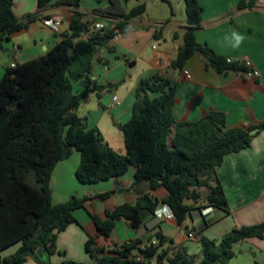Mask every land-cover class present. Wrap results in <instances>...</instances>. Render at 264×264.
Segmentation results:
<instances>
[{"label":"trees","instance_id":"1","mask_svg":"<svg viewBox=\"0 0 264 264\" xmlns=\"http://www.w3.org/2000/svg\"><path fill=\"white\" fill-rule=\"evenodd\" d=\"M37 0V12L19 20L13 13L14 0H0V49L10 36L41 19L39 11L47 6H68L74 11L80 0ZM139 2V0H136ZM166 2L165 0H160ZM256 0H239L237 10L253 9ZM186 26L181 45L169 70L179 72L186 61L200 53L206 65L217 72L231 71L246 75L241 62H227L211 48L198 44L194 33L200 27L202 8L198 0H183ZM138 3L122 15L114 30L88 32L87 22L73 12L69 32L44 55L8 67L0 78V251L18 244L0 264H24L45 249L49 256L57 252V234L75 222L74 212L85 207L92 197L72 196L52 204L50 178L57 163L74 149L79 162L74 171L81 184L110 180L134 168L133 183H147L150 192L163 189L166 198L157 200L150 193L140 195L133 204L123 203L104 211V217L91 215L98 234L108 238L118 219L131 229L142 224L141 212L153 215L160 203L169 208L177 225L183 224L191 211L215 208L228 213L223 189L215 168L224 158L249 146L254 135L264 131V121L246 129L227 128L223 113L211 111L194 122H177L172 118L174 86L170 80L154 73L139 80L128 121L118 124L123 136L124 153L111 149L96 128H87L86 119L76 110L90 91L99 96L106 87L90 80L93 60L102 49L114 51L111 40L127 31V22L145 13ZM156 38V36H154ZM179 37L177 32L173 39ZM78 84L82 90L74 92ZM143 93V96L141 95ZM173 129V136L168 137ZM112 192L95 195L106 199ZM204 220V218H203ZM209 225L203 221L202 228ZM199 235L201 231H198ZM264 221L231 229L219 242L200 235V260L179 248L167 257L161 251L172 240L157 234V242L140 248L139 240L98 247L92 237L84 243L90 264H148L153 258L167 264H226L232 246L249 238L263 239ZM138 250V254L134 251ZM160 252V253H159ZM60 264H84L64 260Z\"/></svg>","mask_w":264,"mask_h":264},{"label":"crops","instance_id":"2","mask_svg":"<svg viewBox=\"0 0 264 264\" xmlns=\"http://www.w3.org/2000/svg\"><path fill=\"white\" fill-rule=\"evenodd\" d=\"M55 1L58 0H52L50 4ZM99 1L80 0L79 8L75 11L68 6L50 5L41 9V19L29 24L25 30L13 33L9 40L2 43L0 78L6 68L47 53L69 32L73 12L78 13L81 21L87 22L88 26L99 22L105 30H114L115 24L120 22L122 15L127 12L122 4L123 0H108V3L101 0V5H97ZM165 1L171 4L170 0ZM198 1L202 12L200 27L194 33L196 42L208 46L216 55L226 59L248 60L258 75L249 77L247 74L240 75L231 71L217 72L206 65L198 52L186 61L181 71H170V63L181 45L185 19L180 22L163 19L164 24L170 27L168 39L160 31L148 28H162L163 25L158 19L148 16L145 10L143 15L127 22L125 33L118 34L111 40L113 52L117 58H122L123 62L110 65L99 52L98 56L102 61L93 60L91 63L90 80L93 84L106 87L100 93V104L103 110L111 112L112 123L118 125L129 120L139 80L154 73L169 79L174 86L172 118L175 123L198 121L211 111L224 114L227 128L246 129L264 121V0H256L253 9L244 10H237L239 0ZM34 12H37V0H14L13 13L17 19L21 20L24 15ZM46 21L57 23V26L53 28L47 25ZM174 32L179 35L177 39L172 38ZM236 36L241 37L239 42ZM138 62L140 70L130 76L127 69L134 67ZM99 69L104 73L96 75ZM116 69L119 70L118 76L112 74ZM184 70L189 74V79L183 77ZM127 76L131 83L125 88L120 100L116 95L106 98L101 96L113 89L118 92L121 86L115 89L117 83L125 85ZM81 90L76 84L74 92ZM172 136L173 129L168 137L169 144ZM78 162V159L75 160L74 166L78 165ZM62 165L65 164L59 162L53 169L50 188L56 169ZM126 172L125 175L101 181L102 186L91 188L94 192H90L89 188V192L84 193L85 196H92L112 192L108 200L104 199L109 201V204L96 207L101 199L88 201L84 208L74 212L75 222L57 234L56 250L63 251L65 260L92 263L83 249L88 237H92L98 247L107 248L114 243L139 240L141 244L138 247L142 248L150 242H157L159 234L172 240L171 243L164 242L161 247L167 257H171L177 249L185 248L187 255L195 257L197 263L200 260V235L219 242L235 227L256 225L264 221V131L256 132L248 147L226 156L221 165L215 168V176L225 194L228 213L215 208L193 210L183 224L177 225L173 217L163 218L166 206L160 203L153 215L141 212L142 224L137 229H131L127 222L120 218L109 237L103 238L95 229L91 215L103 218L105 210L110 211L123 203L133 204L140 195L146 193H150L159 201L166 198L163 189L150 192L145 183L133 186V167H129ZM203 218L209 222L205 228H202ZM198 231H201L200 235ZM232 252L233 257L226 264H264V233L263 239L249 238L233 244ZM63 260L53 256L49 258L52 264H60ZM30 261L27 259L24 264H32ZM148 264L167 263L164 260L159 263L153 258Z\"/></svg>","mask_w":264,"mask_h":264},{"label":"rangeland","instance_id":"3","mask_svg":"<svg viewBox=\"0 0 264 264\" xmlns=\"http://www.w3.org/2000/svg\"><path fill=\"white\" fill-rule=\"evenodd\" d=\"M100 2L101 0L98 2L97 5H101ZM105 3H108V0H105ZM138 3H144L146 7V14L150 17L158 19L159 23H162L163 25L162 28L157 27V26H149L148 28L155 30L157 32L160 31L168 39L170 37V27H167L164 24L163 19L165 18L173 19L174 22H180L185 19L184 9H183V0H170V3H171L170 5L160 0H139V2H137L136 0H125V1L123 0L122 1V4L125 10L127 11L130 10L132 7L136 6ZM103 5L104 4H102V6ZM100 52L103 55V57H105V59L108 60V63L110 65H114L116 62H120V61L123 62L122 61L123 59L117 58L118 56H116V53L113 51L109 52L106 49H102ZM124 70H126L125 67H124ZM139 70H140L139 62L134 67H131V68L129 67V69H127V71H129L130 73L129 74L130 76L136 74ZM97 73L102 74L104 73V71L102 69H99L98 71H96L95 74L98 75ZM108 74H110V72H108ZM112 74L115 76H118L119 70L116 69L115 72ZM128 77L129 76L125 78V85L122 84L121 82L117 83L115 89L121 86L118 92L113 91L114 90L113 89L111 92L110 91L104 92L101 96L103 98H106V96L111 97L112 95H116L118 97V100H120V98L123 96L125 92L124 91L125 88L129 87L131 83ZM100 99H101L100 95L97 96L95 91L88 92L85 98V101H83L77 108L76 114L79 117L86 119V123L88 126L87 128L89 129L96 128L97 131L101 134L103 140L107 143V145L111 149H113L117 153L123 154L124 147H123L122 133L120 129L118 128V125L116 123H112V117L110 114L111 112L109 110L107 111L106 109L103 110L101 108ZM77 159L79 161V153L73 149L71 151V154L65 160L61 161L65 165L59 166L56 169V172L54 176L52 177V181H51L52 204L53 203L55 204L56 202H59V203L65 202L72 196L83 197L84 193L89 192L88 190L89 188H90V192H94L95 190L92 191L91 188L94 189V188H98L99 186H102L103 183L101 182L92 183V184H81L76 180L74 176V171L77 165L74 166V163H75V160ZM126 173L127 172H125L122 175H125ZM93 196L95 195L86 196V197H92V199H100V198L93 197ZM92 199H90L89 201H91ZM102 200L104 199H101L97 202L96 207L98 206L103 207L106 204H109V201H107L108 199L106 201L105 200L102 201ZM17 245L18 244L12 245L0 251V256L4 257V256L10 255L11 253L15 251V248ZM83 249H84V246H83ZM60 252L63 253V251H60ZM51 256H53V258H60L64 260L66 259L64 254L61 255V254H58L57 252L50 255L49 258ZM28 259L31 260L30 262L32 264H39L36 261H34L32 257Z\"/></svg>","mask_w":264,"mask_h":264},{"label":"built area","instance_id":"4","mask_svg":"<svg viewBox=\"0 0 264 264\" xmlns=\"http://www.w3.org/2000/svg\"><path fill=\"white\" fill-rule=\"evenodd\" d=\"M46 24L55 28L57 26V23H53L50 21H46ZM88 32L85 35V37L89 36L90 34L94 33V32H98V31H102L104 29L103 24L99 23V22H94L91 23L88 26ZM153 48V47H152ZM16 48H14L15 50ZM227 62H241L249 71L247 73V76L249 77H256L258 75V73L252 68L250 62L248 60H238V59H227ZM183 77L185 79H189V74L187 73V71H183ZM113 100H115V97L113 98ZM163 218H172V213L169 210V208L166 206V212L163 213Z\"/></svg>","mask_w":264,"mask_h":264},{"label":"water","instance_id":"5","mask_svg":"<svg viewBox=\"0 0 264 264\" xmlns=\"http://www.w3.org/2000/svg\"><path fill=\"white\" fill-rule=\"evenodd\" d=\"M143 96V93L141 94ZM257 132V130L250 131V135H254ZM135 254H138V250L134 251ZM32 259L36 261L39 264H46L47 263V257L45 255V249H41L40 252H37L35 255L32 256Z\"/></svg>","mask_w":264,"mask_h":264},{"label":"clouds","instance_id":"6","mask_svg":"<svg viewBox=\"0 0 264 264\" xmlns=\"http://www.w3.org/2000/svg\"><path fill=\"white\" fill-rule=\"evenodd\" d=\"M235 38H236L237 42H239L241 39V37H239V36H236Z\"/></svg>","mask_w":264,"mask_h":264}]
</instances>
